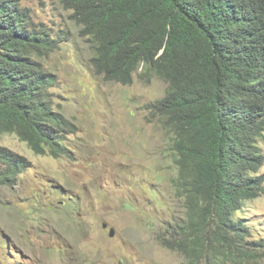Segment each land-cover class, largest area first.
Returning a JSON list of instances; mask_svg holds the SVG:
<instances>
[{"label": "trees", "instance_id": "trees-1", "mask_svg": "<svg viewBox=\"0 0 264 264\" xmlns=\"http://www.w3.org/2000/svg\"><path fill=\"white\" fill-rule=\"evenodd\" d=\"M62 1L106 80L131 85L142 68L140 77L169 83L147 107L171 140L185 221L160 233L162 245L187 264L250 254L243 243L251 232L238 212L264 194V0ZM18 16L5 15L13 28L0 23V135L14 133L37 154L59 158L75 126L52 106L42 65L29 55L50 52L52 40L25 11ZM30 165L0 146V185L14 186Z\"/></svg>", "mask_w": 264, "mask_h": 264}, {"label": "rangeland", "instance_id": "rangeland-1", "mask_svg": "<svg viewBox=\"0 0 264 264\" xmlns=\"http://www.w3.org/2000/svg\"><path fill=\"white\" fill-rule=\"evenodd\" d=\"M22 5L61 39L37 60L58 75L54 98L79 131L62 158L35 153L14 133L0 135V145L32 163L14 186L0 185V264H187L158 239L185 221L171 140L147 107L164 97L168 81L140 77L142 69L131 85L106 81L93 70L72 11L59 0ZM259 144L264 152V134ZM238 218L250 229L243 243L250 254L218 264H264V194L245 201Z\"/></svg>", "mask_w": 264, "mask_h": 264}, {"label": "clouds", "instance_id": "clouds-1", "mask_svg": "<svg viewBox=\"0 0 264 264\" xmlns=\"http://www.w3.org/2000/svg\"><path fill=\"white\" fill-rule=\"evenodd\" d=\"M60 2H61V4L63 5V7L65 8V9H67V10H70V11H72V14H71V18L74 20V18H73V14H74V10L73 9H69L65 4H64V2L62 1V0H59ZM4 3L6 4V12L4 13V14H0V23H2V24H4V23H6L7 25H8V19L5 17V15L6 14H10V16L11 17H15V18H19V13H20V11H25L26 12V15L27 16H29V18L31 19V22H32V26H34V27H38L39 29H44V31L48 34V37L52 40V44H51V47H50V52H48V51H45V52H42V53H29V55H31L32 57H33V59L34 60H36L37 62H39L41 65H42V67H41V73H40V77H41V79H42V81L45 83V85H46V89H47V91H48V93L49 94H51V96H52V98H53V100H54V105L52 104V106H54V108H55V110L57 109L60 113H62L66 118H67V120H69L70 121V123H72L74 126H75V131L74 132H71V133H66V135H65V139L63 140V142H64V144H65V141L67 140V138H68V136L69 135H73V134H77L78 133V131H79V127H78V125L76 124V122L74 121V120H72L71 118H69L67 115H65V113L63 112V110L61 109L62 108V106L58 103H56V100H55V98H54V91H53V88H56L57 87V85L59 84V77H58V75L57 74H54V73H52V72H48V71H46L45 69H44V67H43V64L40 62V61H38L37 59H42V58H44V57H46V56H49L50 54H52L53 52H55L57 49H59L60 48V43H61V39L60 38H56L54 35H52L51 34V30H50V28H48V27H46V26H43V25H40V26H37L36 25V23L34 22V20H33V18L31 17V10L28 8V7H26V6H23L22 5V0H4ZM245 7V6H244ZM243 7V8H244ZM243 11H244V9H243ZM75 21V20H74ZM76 22V21H75ZM77 23V22H76ZM78 24V23H77ZM80 27H81V29H82V26L80 25V24H78ZM10 28H13V24L12 25H8ZM81 32V31H80ZM80 35H81V33H80ZM82 36V35H81ZM237 36L238 37H241V29L238 31V33H237ZM83 37V36H82ZM83 38H85V37H83ZM86 39V38H85ZM86 41H87V39H86ZM88 42V41H87ZM89 43V42H88ZM89 45H90V43H89ZM91 47V46H90ZM92 49V48H91ZM93 57V56H92ZM92 59V58H91ZM91 63H92V60H91ZM92 66H93V70L95 71V73L96 74H98V75H101V76H103L104 77V79L106 80V78H105V73H104V71L103 72H99L98 70H100V69H98L93 63H92ZM140 69H142V68H140ZM139 73H141V72H139ZM50 75L51 76V80H49L48 78H47V75ZM106 81H108V80H106ZM112 82H115V81H112ZM120 83V82H119ZM122 84V83H121ZM5 134V133H4ZM263 136V135H262ZM261 136V137H262ZM260 137V138H261ZM259 138V139H260ZM20 139V138H19ZM21 140V139H20ZM22 141V140H21ZM25 142V141H24ZM258 143H259V140H258ZM28 145V144H27ZM66 146H67V144H65ZM0 146H2V145H0ZM29 146V145H28ZM259 146H260V144H259ZM5 147H7V146H5ZM261 147V146H260ZM9 148V147H8ZM31 148V147H30ZM68 148V147H67ZM9 149H11V148H9ZM32 149V148H31ZM262 149V148H261ZM12 150V149H11ZM33 150V149H32ZM12 151H14V150H12ZM34 151V150H33ZM15 152V151H14ZM35 152V151H34ZM67 152H69V148H68V151ZM16 153H18V152H16ZM36 153V152H35ZM18 154H20V153H18ZM47 154H50V153H47ZM68 154V153H67ZM67 154H65L64 156H66ZM20 155H22V154H20ZM41 155H46V154H41ZM50 155H52V154H50ZM23 156H25V155H23ZM53 156V155H52ZM64 156H62V157H64ZM26 157V156H25ZM62 157H59V158H62ZM27 158V157H26ZM55 158H57V157H55ZM28 159V158H27ZM29 160V159H28ZM30 167H32V163H31V165H30ZM29 167V168H30ZM28 168V169H29ZM28 169H26L25 171H27ZM24 171V172H25ZM23 173V172H22ZM21 173V174H22ZM20 174V175H21ZM20 175L18 176V179H19V177H20ZM17 183V182H16ZM104 224H106V223H104ZM103 227H104V225H103ZM108 227V226H107ZM107 227H104V228H107ZM113 228H111L110 229V234H111V230H112ZM114 230V229H113Z\"/></svg>", "mask_w": 264, "mask_h": 264}, {"label": "water", "instance_id": "water-1", "mask_svg": "<svg viewBox=\"0 0 264 264\" xmlns=\"http://www.w3.org/2000/svg\"><path fill=\"white\" fill-rule=\"evenodd\" d=\"M104 227H107V224H104ZM114 234H115V231L112 229L111 230V236H114Z\"/></svg>", "mask_w": 264, "mask_h": 264}]
</instances>
